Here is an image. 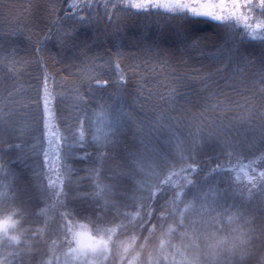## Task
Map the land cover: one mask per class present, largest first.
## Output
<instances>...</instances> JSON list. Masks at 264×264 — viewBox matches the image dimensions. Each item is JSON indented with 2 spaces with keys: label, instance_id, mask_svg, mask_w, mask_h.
I'll list each match as a JSON object with an SVG mask.
<instances>
[{
  "label": "snow or ice",
  "instance_id": "6c2138e0",
  "mask_svg": "<svg viewBox=\"0 0 264 264\" xmlns=\"http://www.w3.org/2000/svg\"><path fill=\"white\" fill-rule=\"evenodd\" d=\"M0 13V264L250 255L264 0H0Z\"/></svg>",
  "mask_w": 264,
  "mask_h": 264
},
{
  "label": "clouds",
  "instance_id": "9594fccd",
  "mask_svg": "<svg viewBox=\"0 0 264 264\" xmlns=\"http://www.w3.org/2000/svg\"><path fill=\"white\" fill-rule=\"evenodd\" d=\"M247 248L250 255L248 257L229 258L222 264H259V260L264 258V226L258 227L249 233ZM228 254L225 253V256Z\"/></svg>",
  "mask_w": 264,
  "mask_h": 264
},
{
  "label": "trees",
  "instance_id": "16d2710c",
  "mask_svg": "<svg viewBox=\"0 0 264 264\" xmlns=\"http://www.w3.org/2000/svg\"><path fill=\"white\" fill-rule=\"evenodd\" d=\"M8 3H12V4H22V3H26L27 0H7ZM19 9L14 10V14H18ZM7 21L5 20L4 16L2 13H0V25L6 24ZM35 226H39V224L35 225Z\"/></svg>",
  "mask_w": 264,
  "mask_h": 264
}]
</instances>
